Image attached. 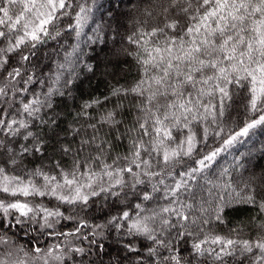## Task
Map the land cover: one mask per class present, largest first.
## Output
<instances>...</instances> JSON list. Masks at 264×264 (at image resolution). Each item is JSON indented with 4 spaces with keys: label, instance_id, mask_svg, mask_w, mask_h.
I'll use <instances>...</instances> for the list:
<instances>
[{
    "label": "snow or ice",
    "instance_id": "6c2138e0",
    "mask_svg": "<svg viewBox=\"0 0 264 264\" xmlns=\"http://www.w3.org/2000/svg\"><path fill=\"white\" fill-rule=\"evenodd\" d=\"M139 2L132 48L113 52L117 65L135 62L136 78L75 105L61 128L58 98L74 103L82 73L94 71L80 43L92 9L0 0V264H264V175L239 190L227 168L209 178L222 151L264 126V0ZM65 32L76 43L46 72L38 46ZM234 112L242 126L225 134ZM113 139L128 141L123 155ZM238 204L256 209L254 231L216 234L213 222ZM26 221L63 241L25 249L12 237ZM61 221L72 227L57 231Z\"/></svg>",
    "mask_w": 264,
    "mask_h": 264
},
{
    "label": "trees",
    "instance_id": "16d2710c",
    "mask_svg": "<svg viewBox=\"0 0 264 264\" xmlns=\"http://www.w3.org/2000/svg\"><path fill=\"white\" fill-rule=\"evenodd\" d=\"M82 2L86 6L91 7L92 11L89 22L84 28L85 35L80 38V43L83 50L87 53L84 59L94 66V71L82 73L80 80L77 82L75 92L77 100L74 103L71 101L64 103L58 98V111L62 114L61 128L71 123L73 118L71 114L76 110L75 105L92 97L102 98L109 91V86L116 83L117 80L121 83H125L126 81L131 83L137 75V66L130 57L121 56L120 60H126L127 62L117 65V57L113 55V52L132 48L127 42V36L131 34L135 27L139 26L135 23L137 20L145 19L136 9L139 8L142 11L147 5L140 3L139 0H131V2L130 0H82ZM67 22V18H65L64 24L66 25ZM150 22L155 23V21ZM97 30L99 31L97 32ZM96 35L101 37V41L91 44L85 43L88 36L95 39ZM74 43H76L74 34L67 32L56 40H47L46 43L38 46L37 62L41 63V67L46 72L55 71L56 64L62 62L64 48H68L71 51L70 45ZM113 72L118 73L115 79L111 75ZM239 112L243 113L242 107L239 109ZM233 117V120L225 129V134L229 131H238L242 126L243 115L234 112ZM128 119L131 120V116ZM128 126L130 127L131 125L129 124ZM115 135L116 133L113 132L110 134V137H114ZM68 139H71V137H68ZM113 144L118 146L113 155L116 153L123 155L128 148V141L126 139H113ZM220 144V137H210L209 145L211 147H217ZM66 162L70 164L71 159L68 158ZM38 163L39 161H32L28 167ZM222 168H227L229 172V176L223 179H230L233 188L237 190L243 186L249 177L264 175V126H258L250 130L249 135L240 138V142L234 143L222 151L210 170L209 178H215ZM220 183H223V180ZM220 194L228 196L230 192H224L221 189ZM20 199H26L32 206L43 204L45 207H53L57 203L50 197H20ZM61 210H64L63 206ZM250 218H254L251 224L249 223ZM97 222L100 221L97 220ZM259 222L260 218H257L255 208L250 205L238 204L227 211L224 223L213 222L212 227L213 231L221 236L230 235V230L236 227L243 228V234L248 235L254 231V224ZM71 227V223L61 221L60 224L56 225V230L63 229L67 231ZM49 231L52 230H41L38 223L26 221L23 227L13 229L15 236L12 238L25 249L36 245L37 242L38 246L47 248L51 244L63 241V237L48 236L47 233ZM26 232L27 235L25 234ZM8 234L12 236L11 232ZM69 264H71L70 261ZM208 264H213V262L208 260Z\"/></svg>",
    "mask_w": 264,
    "mask_h": 264
},
{
    "label": "rangeland",
    "instance_id": "374dc122",
    "mask_svg": "<svg viewBox=\"0 0 264 264\" xmlns=\"http://www.w3.org/2000/svg\"><path fill=\"white\" fill-rule=\"evenodd\" d=\"M110 243H111V241H109ZM3 251V249H0V252H2Z\"/></svg>",
    "mask_w": 264,
    "mask_h": 264
}]
</instances>
